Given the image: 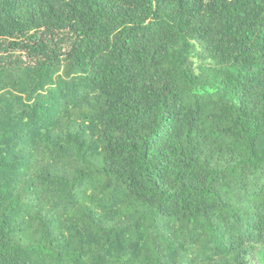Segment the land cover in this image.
<instances>
[{"label":"trees","instance_id":"1","mask_svg":"<svg viewBox=\"0 0 264 264\" xmlns=\"http://www.w3.org/2000/svg\"><path fill=\"white\" fill-rule=\"evenodd\" d=\"M0 264H264V0H0Z\"/></svg>","mask_w":264,"mask_h":264}]
</instances>
